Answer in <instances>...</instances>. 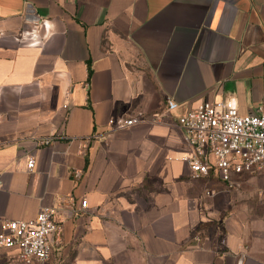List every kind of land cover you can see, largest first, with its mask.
<instances>
[{"label":"crops","instance_id":"0c3cea01","mask_svg":"<svg viewBox=\"0 0 264 264\" xmlns=\"http://www.w3.org/2000/svg\"><path fill=\"white\" fill-rule=\"evenodd\" d=\"M228 98L264 108V0H0V230L66 200L29 264H264L250 191L185 162L178 117Z\"/></svg>","mask_w":264,"mask_h":264},{"label":"built area","instance_id":"2783aa9c","mask_svg":"<svg viewBox=\"0 0 264 264\" xmlns=\"http://www.w3.org/2000/svg\"><path fill=\"white\" fill-rule=\"evenodd\" d=\"M178 108L176 101H167L168 112ZM142 120L143 114L130 118L112 117L108 126L110 130L118 131L138 125ZM178 124L190 148L185 162L194 179L215 176L227 190H234L245 175L264 170V108L242 115L233 98L204 101L180 115ZM50 140L42 139L39 143L45 145ZM35 167L36 159L30 156L27 168L31 172ZM65 204L66 200H60L53 206L42 207L31 220L3 222L0 250L16 249L20 260L28 264L49 261L54 245L62 242L64 218L61 211ZM81 207H87L86 200L82 201Z\"/></svg>","mask_w":264,"mask_h":264},{"label":"rangeland","instance_id":"374dc122","mask_svg":"<svg viewBox=\"0 0 264 264\" xmlns=\"http://www.w3.org/2000/svg\"><path fill=\"white\" fill-rule=\"evenodd\" d=\"M240 186L250 191L245 198L250 199L251 204L256 205L258 212L264 215V170L245 175Z\"/></svg>","mask_w":264,"mask_h":264}]
</instances>
